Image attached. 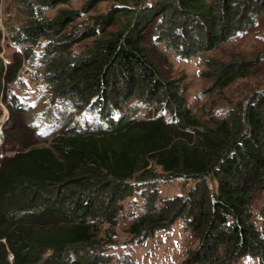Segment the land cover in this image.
I'll list each match as a JSON object with an SVG mask.
<instances>
[{"label": "trees", "instance_id": "16d2710c", "mask_svg": "<svg viewBox=\"0 0 264 264\" xmlns=\"http://www.w3.org/2000/svg\"><path fill=\"white\" fill-rule=\"evenodd\" d=\"M15 1L25 22L10 34L21 51L8 63L0 55V104L11 115L0 130L2 143L27 110L9 84L41 39L37 65L44 67L52 100L62 97L66 109L100 115L81 125L62 112L47 144H36L42 135L32 127L30 142L0 157V264H126L107 250L115 244L132 180L149 179L152 163L167 177L194 179V185L159 201L155 188L145 190L143 211L126 227L128 234L142 239L182 219L195 245L181 264H236L246 255L264 264V89L220 119L201 123L184 87L162 77L143 43L154 28L157 40L181 47L184 56L216 49L251 31L264 14V0H155L144 8L136 7L142 0H114L107 12L86 16L84 26L71 23L102 0L53 16L46 12L67 0ZM207 64L214 87L224 88L248 76L256 62L235 55ZM131 99L160 105L165 114L136 117ZM259 198L258 226L252 210Z\"/></svg>", "mask_w": 264, "mask_h": 264}, {"label": "rangeland", "instance_id": "374dc122", "mask_svg": "<svg viewBox=\"0 0 264 264\" xmlns=\"http://www.w3.org/2000/svg\"><path fill=\"white\" fill-rule=\"evenodd\" d=\"M88 1L67 0L64 3L56 4L53 10L46 12V15L53 16L56 10L62 8L81 11L88 4ZM90 1L93 4V0ZM154 1L142 0L136 7L144 8ZM117 3L114 0L99 1L88 7L87 11L81 13L80 17L76 18L71 24L84 26L86 16L105 13L111 7L116 6ZM120 20L123 21V17ZM24 22L25 16L15 0H0V27L2 30L0 55L5 63H8L15 54L21 51L10 40V34L13 28L19 27ZM69 29L70 27L67 30ZM154 31L153 28V31L145 33L143 43L152 53L162 77L176 80L180 86L184 87L187 105L201 123L220 119L227 114V110L232 108L236 102L264 89V14L257 17L256 24L250 32L241 31L229 41L221 43L216 49L198 50L191 56H184V50L182 51L181 47L175 50L167 47L163 40L156 39ZM152 42H155V49L152 47ZM44 43L45 40L41 39L38 44L32 45V56L30 59L22 58V66L16 78L9 84L10 92L17 97L27 110L24 117L18 113L17 129L6 138V141L3 142L4 146L0 139V157L3 155L10 156L13 150L20 149L25 139L30 142L32 140L30 135L33 134L32 127L36 129L35 134L42 135L37 137L36 144H47V141L51 138L49 133L53 130V126L57 123L62 112L75 118L81 125L100 115V112L96 109H66L67 101L62 97L52 100V94L49 93L50 88L43 80L44 67L37 65L39 62L37 57L40 56ZM80 45V43L72 45L71 50H78ZM235 55H241L245 59L256 62L251 73L246 77L236 79L227 87H214V79L209 74L207 60L225 61ZM28 62H33L36 66L30 67L27 65ZM135 102L134 99L130 100V104L135 106L133 115L136 117H143L148 114H165V110L160 105L152 104L146 107L147 103L144 99L141 102L138 101V104H135ZM0 106L3 111L0 117V130H2L7 125V119L11 120V115L6 104L1 103ZM9 126L10 124H8ZM14 139L18 140L19 143L13 144ZM9 148H12V150H9ZM151 169L153 175L146 181L132 180L134 183L133 191L122 201V209L119 212L122 219L118 221L115 227V244L109 247L107 251L116 259L128 260L126 264H132V261H134V264H181L186 256L187 249L193 248L195 245V243L190 242L189 232L185 229L182 219H176L168 229L157 231L142 239L132 237L126 232V227L131 220L143 211L145 204L143 193L145 190L155 188L158 191L157 201H159L175 195H185L186 191L194 185V179L185 180L182 177H167L160 167L153 163ZM206 182L210 189L216 187L213 178H207ZM259 205L260 198L255 202L252 210L253 220L258 226L260 225L257 214ZM9 258H11L10 254ZM236 264H260V262L257 257L246 255Z\"/></svg>", "mask_w": 264, "mask_h": 264}]
</instances>
